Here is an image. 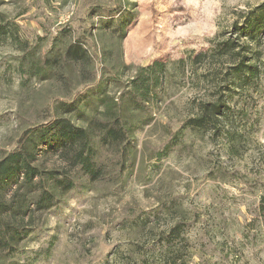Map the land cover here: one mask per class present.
Returning a JSON list of instances; mask_svg holds the SVG:
<instances>
[{"label": "rangeland", "instance_id": "rangeland-1", "mask_svg": "<svg viewBox=\"0 0 264 264\" xmlns=\"http://www.w3.org/2000/svg\"><path fill=\"white\" fill-rule=\"evenodd\" d=\"M263 4L0 0V24L15 37L0 44V160L23 131L56 116L86 126L78 116L62 115L61 103L100 90L119 98L140 67L187 62L172 70L132 132V145L95 140L103 176L89 180L71 171L79 189L63 195L59 209L35 212L34 231L17 245L19 253H1L0 264H168L175 257L186 264H264V34L253 43L236 31L242 16ZM113 8L131 13L123 36L95 28L99 12L105 16L101 9ZM77 38L87 61L63 55ZM227 40L235 51L248 47L242 53L259 68L256 80L233 93V116L220 133L187 129L184 122L199 104L213 101L230 66L226 56L192 65L187 57ZM35 165L67 170L52 153Z\"/></svg>", "mask_w": 264, "mask_h": 264}, {"label": "trees", "instance_id": "trees-1", "mask_svg": "<svg viewBox=\"0 0 264 264\" xmlns=\"http://www.w3.org/2000/svg\"><path fill=\"white\" fill-rule=\"evenodd\" d=\"M101 11L105 16L99 12L102 21L95 28H107L111 33L123 36L132 18L131 13L121 8ZM242 17V26L236 29L237 33L250 42L259 43L264 34V4ZM6 25L0 24V44L8 36L15 39ZM82 45L81 38H77L66 46L64 57L74 62L89 60ZM237 47L234 41L227 40L208 53L187 57L192 65L204 58L214 60L226 56L230 66L220 78L213 101L199 104L194 115L184 122L185 128L220 133L219 126L232 118L233 110L228 103L233 93L243 92L252 86L259 69L249 63L248 55L242 53L250 52L248 47L242 46L235 51ZM186 65L184 60L153 61L137 70L119 98L109 97L100 90L90 95L85 93L58 106L64 110L62 115L69 113L80 117L85 127L75 126L69 117L56 116L46 124L23 131L13 149L0 160V254L19 253L17 245L34 231L31 227L33 214L59 209L64 204L63 195L79 189L76 175L70 176L71 171L89 180H99L103 176V168L96 158L97 143L124 148L132 145V132L147 119L146 114L149 116V109L157 102L162 86L172 76V70L184 69ZM48 153L67 164V170H42L35 165L39 157ZM262 201L264 212V197ZM167 240L170 243L171 239ZM167 263L186 264L177 257L169 258Z\"/></svg>", "mask_w": 264, "mask_h": 264}]
</instances>
